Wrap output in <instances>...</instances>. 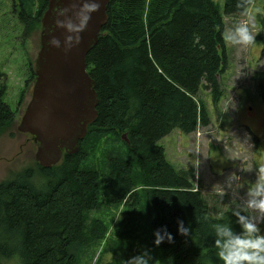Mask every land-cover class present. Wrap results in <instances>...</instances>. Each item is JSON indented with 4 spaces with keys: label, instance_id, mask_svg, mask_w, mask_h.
I'll return each mask as SVG.
<instances>
[{
    "label": "trees",
    "instance_id": "obj_1",
    "mask_svg": "<svg viewBox=\"0 0 264 264\" xmlns=\"http://www.w3.org/2000/svg\"><path fill=\"white\" fill-rule=\"evenodd\" d=\"M18 1L24 30H39L48 0H36V12L33 0ZM252 2L238 8L237 0H223L221 13L216 0L108 1L107 21L85 57L97 116L75 153H63L50 168L35 161L0 182V264L15 258L18 264H88L106 233L91 215L101 185L110 204L141 217L128 233L133 239L141 233L137 244L131 239L108 248L115 257L105 264H125L142 249L151 253L150 264H206L209 257L215 264L202 217L215 215L220 202L197 189L192 168L170 164L158 141L174 129L188 135L209 123L198 95L206 92L214 110L225 95L224 19L241 16ZM254 75L264 99V72ZM4 92L0 85V133L18 120ZM102 139L113 147L99 172L90 147ZM225 219L234 217L226 213ZM178 220L190 227L189 236L177 233ZM161 226L173 242L155 246L153 232Z\"/></svg>",
    "mask_w": 264,
    "mask_h": 264
},
{
    "label": "rangeland",
    "instance_id": "obj_2",
    "mask_svg": "<svg viewBox=\"0 0 264 264\" xmlns=\"http://www.w3.org/2000/svg\"><path fill=\"white\" fill-rule=\"evenodd\" d=\"M33 1V12H36L37 2ZM216 1L222 13L223 0ZM18 2L0 0V85L5 87L3 101L18 117L0 133V182L35 162V146L29 135L17 131V124L31 95L29 69H33L39 50V30H24L17 16ZM224 21V33L234 22H248L254 42L250 46H232L224 41L228 67L220 76L225 95L217 110L213 109L210 96L200 90L198 98L209 113V123L198 126L188 135L174 129L158 141L164 148L166 160L176 169L192 168L197 189L212 197L215 196L211 190L213 184H222L233 173L240 177L241 185L246 186L255 179L256 164L264 162V99L255 90L253 80L256 72H264V0H253L241 16L226 17ZM232 102L235 107L230 106L225 112ZM222 118H227L224 124ZM111 144L102 139L90 147L94 167L99 172L104 170V156L113 147ZM245 168L252 170L245 171ZM240 191L242 193L243 188ZM224 198L223 206L219 203L218 208L228 207L229 195ZM91 215L104 222L106 233L88 264L110 263L115 253L107 249L133 239L128 233L141 222L139 211L129 212L123 204L114 207L108 201L106 187L101 185L99 203ZM139 234L133 239L134 245ZM4 264L18 262L15 258Z\"/></svg>",
    "mask_w": 264,
    "mask_h": 264
},
{
    "label": "water",
    "instance_id": "obj_3",
    "mask_svg": "<svg viewBox=\"0 0 264 264\" xmlns=\"http://www.w3.org/2000/svg\"><path fill=\"white\" fill-rule=\"evenodd\" d=\"M108 1L96 0L98 7L78 33V42H72L67 49L64 39L69 33L57 27L56 21L75 19L87 0H48L40 18L31 95L17 131L30 136L35 146L34 159L41 167L56 165L63 153H75L97 116L95 83L87 73L85 57L107 21ZM51 37L60 40V47L49 44Z\"/></svg>",
    "mask_w": 264,
    "mask_h": 264
},
{
    "label": "clouds",
    "instance_id": "obj_4",
    "mask_svg": "<svg viewBox=\"0 0 264 264\" xmlns=\"http://www.w3.org/2000/svg\"><path fill=\"white\" fill-rule=\"evenodd\" d=\"M246 0H237V7L242 8ZM98 7L96 0H87L75 14V19L57 20L56 26L65 29V49L72 42H78V33L86 26L90 14ZM63 10H61L62 14ZM222 39L232 46H250L254 42V34L246 21L234 22L222 34ZM49 44L60 47V40L51 37ZM234 108L233 102L227 107ZM224 112V113H225ZM245 171L252 170L245 168ZM243 192L241 193V189ZM211 190L218 202L223 203L225 195H229L228 207L219 210L215 215H204L202 219L208 224V235L212 237V256L215 264H264V162L255 166V179L246 186L241 185L240 177L230 173L222 184H213ZM230 213L234 220H226L225 214ZM177 233L189 236L190 227L182 220L177 221ZM153 244L159 246L162 242L172 243L173 237L167 228L161 226L153 232ZM151 253L142 249L137 255L129 257L125 264H150ZM206 264H212L207 258Z\"/></svg>",
    "mask_w": 264,
    "mask_h": 264
}]
</instances>
